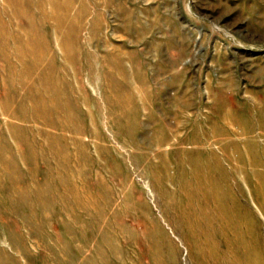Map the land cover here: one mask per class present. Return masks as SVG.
I'll return each instance as SVG.
<instances>
[{
	"label": "rangeland",
	"instance_id": "374dc122",
	"mask_svg": "<svg viewBox=\"0 0 264 264\" xmlns=\"http://www.w3.org/2000/svg\"><path fill=\"white\" fill-rule=\"evenodd\" d=\"M0 264H264V0H0Z\"/></svg>",
	"mask_w": 264,
	"mask_h": 264
}]
</instances>
